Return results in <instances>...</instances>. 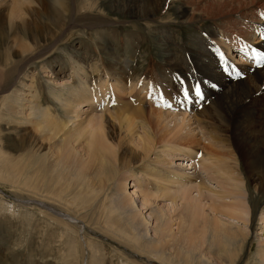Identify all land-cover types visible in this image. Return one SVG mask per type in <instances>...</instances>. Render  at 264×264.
<instances>
[{
  "label": "rangeland",
  "instance_id": "1",
  "mask_svg": "<svg viewBox=\"0 0 264 264\" xmlns=\"http://www.w3.org/2000/svg\"><path fill=\"white\" fill-rule=\"evenodd\" d=\"M6 1L12 4V0ZM79 1L72 4V14L65 16V24L62 26L65 27L64 33H59L56 44L48 40L35 47L25 38L24 43L34 47L29 53L12 56L10 63L1 67L4 76L0 81V264H264V187H258L249 170L245 168L241 150L236 149L234 158L243 169L246 198L252 215L249 223L234 224L243 227L248 234L240 254L223 259L218 255L216 248H212V251L205 250L204 256L185 260L183 257H176L169 246L164 252H158L150 246V243L157 239L154 235L155 219L150 217L153 208L172 216L170 200L158 198L152 202L153 206L150 208L139 207L138 211L141 210L142 216L149 220V225L136 227L138 223L132 224L129 218L119 211L122 208L120 197L123 195L119 191L127 184L130 193H135L134 201L145 204V198L139 192L140 188L133 186L132 176L140 178L144 183L143 181L147 180L145 174L149 170L165 174L184 170L185 166L194 165L191 164L189 154L186 157L178 153L172 156L174 159H168L157 151L145 160L142 158V162H135L125 157L128 155L129 158L132 152V146L126 144L121 148L122 151L120 150V154L124 156L119 158V170L115 179L107 185L105 192L95 194L94 198L86 201L87 195L81 191L78 177L73 178L70 175V179L66 177L67 179L57 180L56 174L53 173L46 179L44 176L38 177L37 157H48V162L56 164L60 155L57 154L56 144L38 140L41 138L39 122L43 120V113L36 118L29 116L30 107L36 99L43 112L49 111L58 121L70 122L69 126H73L75 117L68 114L65 103H61L68 97L67 91H70L64 90L65 86L77 89L80 86L77 76L80 75L79 77L86 81V88L90 86L95 89L107 81L116 84L115 78L121 75L124 76L122 80L126 85L138 87L137 92L141 96H144L142 86L156 91L162 90L163 86L168 87V94L175 93L171 96L172 102L182 98V103L191 109L186 112L192 119V116L204 108L211 111L210 105L215 99L209 89L211 93L213 91L224 95L228 83L253 77L252 67L256 66L258 70L264 67V62L256 60L260 52L245 55L240 48V43L246 39L250 45L264 43V32L260 33L264 27L251 32L254 33L253 36H243L239 39V44L232 40L229 55L226 54L227 49H224L228 42L224 43L226 40L218 35L219 31L225 29V22L210 18L199 21L186 20L192 13L195 12L196 15L202 12L207 0H169V5L166 3L164 6L163 0H154L161 8L156 15L147 18L118 13L112 8L113 0H92L97 6L82 10L81 13L78 10L75 16ZM185 1L191 3L183 8ZM23 2L26 14L24 20L34 23L38 17L35 12L40 10L39 1ZM185 10L186 14H183ZM1 11L9 15L8 6ZM28 17L29 19H26ZM45 20L42 17L41 21L47 22ZM261 23L263 24L262 21ZM6 27L4 26V29ZM59 29L60 27L57 30ZM224 36L227 37L226 34ZM221 39L223 41L220 42ZM223 56L230 59L228 62L235 67L243 69L242 73L245 74L240 76L236 69L233 75L237 79L227 76L225 72L228 70H223L221 62ZM215 64L221 67L227 78L226 84L219 87H213L209 81H204L206 76L196 70L199 67L211 69ZM81 70L84 73H81ZM10 71L11 76L5 78ZM2 72L0 71V76ZM202 80L205 86L202 85ZM254 89L259 91L255 92L251 103H256L258 107L256 100L259 103L263 101L262 97H258L263 91V86L254 83ZM156 91H150L151 95H155ZM157 93L160 95L161 91L158 90ZM17 95L27 101L18 103ZM131 98L130 96L128 99L129 104L135 109L136 104ZM111 99L114 101L113 96ZM30 100L32 103H28ZM150 104V109L154 110L153 116L157 114L155 112L164 110L158 107V103L155 104V100ZM21 107L23 108L20 109ZM80 108L81 120H85L86 115L83 112H90V109L84 106ZM170 108L172 109L169 112L175 116L177 110ZM15 111L16 113L12 114ZM105 115L108 116V113ZM153 116L148 123L153 129H158V120L153 119ZM106 119L108 138L118 140L123 137L125 131L119 126L118 119L115 116H108ZM136 120L139 118H134V121ZM140 121L144 120L140 119L138 123L142 127ZM169 126L172 127L173 124ZM219 127L222 125H216L211 130L225 137V130L218 129ZM133 138L137 140L138 137L134 134ZM200 138L202 135L189 138L190 144L175 145L189 147L200 144L203 150L208 141H200ZM168 139L166 141H169ZM161 140L165 143L164 137ZM14 146L27 147L35 156L24 157V151L19 153L13 149ZM83 146L81 143L76 148L81 151ZM220 151L224 152L223 149ZM3 161L8 162L7 170L3 167ZM229 162L233 165L232 161ZM54 167L57 171H63L64 168L61 164ZM65 170L66 175L75 174L77 171L69 168ZM192 172L186 170V173ZM215 182L214 179L206 180V183L214 188L217 187ZM145 185L146 183L143 184ZM148 188L150 189L144 190L153 189L151 185ZM205 203H209L208 200ZM115 204H118V210L115 209Z\"/></svg>",
  "mask_w": 264,
  "mask_h": 264
},
{
  "label": "bare ground",
  "instance_id": "2",
  "mask_svg": "<svg viewBox=\"0 0 264 264\" xmlns=\"http://www.w3.org/2000/svg\"><path fill=\"white\" fill-rule=\"evenodd\" d=\"M38 1L40 10H36L35 14L38 17H35L36 20L33 23L24 20L26 14L23 0H12V4H8L6 0H0L1 72V67L10 63L12 56L29 53L34 47L24 43L25 38L29 39L35 47L48 40L52 44L58 41L59 33H64L65 27L62 26L65 24V16L72 14V4L78 3L77 0ZM168 1L163 0L162 6L166 3L169 5ZM29 3L31 4V2ZM190 3V1H185L183 8ZM204 5L205 9L202 12L196 15L194 12L186 20L199 21L210 18L211 20L219 19L222 23L225 22V31H219L218 35L226 40L221 39L220 42H228V48H224L227 49L226 54L230 55L232 40H236L239 44V39L243 36L247 34L253 36L254 33L251 34V32L259 31L261 26L264 27V0H207ZM7 6L8 16L1 11ZM94 6H97L95 1L80 0L75 16H77L78 10L81 13L82 10L87 8L93 9ZM112 8L118 13L147 18L156 15L161 6L157 5L154 0H113ZM185 12L186 10L183 11V14ZM42 17L47 22L41 21ZM26 19H29V17ZM230 22L233 24H230ZM4 26L7 27L4 29ZM59 27L60 29L57 30ZM263 32L264 29L260 31V33ZM225 34L227 37L224 36ZM217 40L219 41V39ZM257 42L259 43V41ZM240 48L245 55L250 52H260L256 60L257 62H264L263 42L261 45H257V43L256 45H250L249 40L246 39V41L240 43ZM111 56L113 58L112 54ZM228 60L230 59L224 56L221 59L223 70H228L225 72L227 76L237 79L233 75L236 69L239 71L240 76L245 74V72L242 73L243 69L240 70ZM196 70H200L201 74L207 77L203 80L209 81L213 87L226 84L227 78L219 65L215 64L211 69H200L199 67ZM251 70L253 71V77H247L246 80L237 79L233 83H228L224 95L216 94L213 91L211 93L208 88L209 93L215 99L211 102V111H209V108H204L200 113L192 116V119L186 112L191 111V109L186 107L185 103H182V98L172 102L171 96L175 93L168 94V87L163 86L162 90L157 89V91H161L159 95L155 89L150 90L149 87L142 86L144 96H141L138 95V87L126 85L122 80L124 76L120 75L115 78L114 82L116 84L107 81L103 82L98 88L91 89L90 86L87 88L84 86L86 81H83L78 75L80 86L77 89L65 86L64 90L70 91H67L68 97L65 101H61V103H65L68 114L76 119L73 126H69L70 122L58 121L49 111L43 112L36 99L30 107L31 113L29 116L31 118H36L37 115L43 113V120L39 122L41 138L38 140L56 144L57 154L60 155L56 164L48 162V157H37V175L39 178L44 176L46 179L50 173L51 175L53 173L56 174L57 180L67 179L66 177L69 178L70 175L73 178L78 177L79 186L81 191L87 195V201L91 200V197L94 198L95 194L105 192L107 185L115 179L119 170L117 165L120 164L119 158L124 156L120 154L121 148L126 144L132 146V152L129 154V158L128 155L125 157L135 162H142L157 151L163 153L164 157L168 159H174L172 156H175L174 154L178 155V153L186 157L189 154L191 164L194 165L183 166L184 170L170 171L166 174L149 170L145 174L147 180L143 181L146 183L145 186H143L144 183L141 182L140 178L132 176L134 178L133 186L140 188L141 191H138L145 198L143 201L146 202L141 205L134 201L135 193L131 194L127 184H125L119 191L123 193L120 197L122 208L119 211L124 213L132 224L138 223L137 226L135 225L136 227L146 226L149 220L147 221L142 216L143 213L140 212L141 210L138 211V208H150L153 206L152 202L158 198L169 199L172 205V209H170L173 211L172 216L162 210H156V208H153V213L150 216L155 219V226H153L154 235L157 237L150 243L153 249L164 252V249L169 246L176 257H183L185 260L196 258V256H204L205 250L212 251V248H216L218 255L223 259L238 256L248 234L243 230V227L234 224L249 223L252 214L247 203L243 169L240 168L238 160L234 158L237 150H241L245 168L249 170L251 177L257 183L256 185L264 187V67L258 70L255 66ZM113 71L116 72L117 70ZM81 73H84V71L81 70ZM3 76L4 73L2 72L0 81H2ZM10 76L11 71L7 72L5 78L8 79ZM203 80L202 85L205 86ZM254 83L263 86V91L258 96L262 97L263 101H260V99L261 103H259L256 100L258 107L255 102V104L251 103L255 97V92L259 91L254 89ZM150 91H156V94L151 95ZM129 95L136 104L135 109L131 107L132 104H129ZM111 96L114 97V101H112ZM167 96L168 99H166ZM16 100L21 104L27 101L19 95H17ZM152 100H155V104L158 103V107L164 109L155 112L157 113L155 116H153L154 110L149 107ZM28 103H32V100ZM81 106L90 109V112L87 110L83 112L86 115L85 120H81V115H79ZM170 107L177 110L174 113L175 116H172L173 114L169 112L172 109ZM97 112L101 115H96ZM15 113L16 111L12 114ZM107 113L109 117L115 116L118 119L119 126L125 131L124 136L118 140H112L106 135L108 121L106 117L108 116L105 114ZM152 116L153 119L159 121H157L159 131L156 128L153 129L148 123ZM134 118L144 120L140 121L142 127L138 124L139 120L134 121ZM170 124H173V126H169ZM216 125H222L218 129L225 130V137L211 130ZM134 134L139 139L135 140L133 138ZM199 135H202L200 141H208V144L203 146V150H201L200 144L197 145L196 143H194L196 146L189 147L175 145L180 143L190 144L191 140L189 138H197ZM162 137H164L165 143L161 140ZM166 139L169 141H166ZM81 143L84 146L80 151L76 146L81 145ZM13 149L19 153L24 151V157L35 156L32 150L27 147L14 146ZM220 149H223L224 152H221ZM142 158L144 159L142 160ZM229 161H232L233 165ZM6 163L8 164L7 161L3 163V167L7 170ZM57 164L64 166L63 171L55 169L54 166ZM121 166L124 165L121 164ZM66 168L77 171L75 174L66 175ZM187 169L193 172L186 173ZM212 179L216 180V188L206 183V180L212 181ZM149 185L153 189L150 191L144 190L145 188L150 189L148 188ZM193 193H196V195H193ZM207 200L209 203H205ZM115 205V209L118 210V204ZM170 210L167 209L168 212ZM224 218L227 220L225 221Z\"/></svg>",
  "mask_w": 264,
  "mask_h": 264
}]
</instances>
